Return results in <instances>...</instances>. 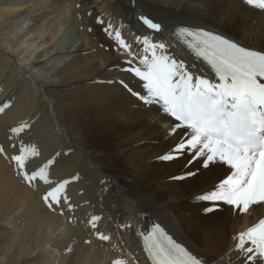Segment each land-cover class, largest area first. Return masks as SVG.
Returning <instances> with one entry per match:
<instances>
[{
    "label": "bare ground",
    "instance_id": "1",
    "mask_svg": "<svg viewBox=\"0 0 264 264\" xmlns=\"http://www.w3.org/2000/svg\"><path fill=\"white\" fill-rule=\"evenodd\" d=\"M77 4L86 15L83 33L71 36L73 43L61 49L57 44ZM203 4L204 0H0V103L11 99L12 104L6 115L0 114V144L14 154L8 128L27 121L33 127L14 140L41 151L29 169L59 152L52 179L79 176L67 189L77 205L75 212L65 210L60 216L40 199L46 186L41 183L40 191L29 187L14 165L0 156V264H113L117 259L151 264L139 233L154 223L211 264H229L226 254L233 236L264 218V207L237 214L223 206L206 214L197 195L218 182L222 170L194 164L192 171L200 168L195 176L173 179L188 169L183 160L156 159L170 143L164 124L138 109L134 98L116 85L106 83L128 79L115 70L124 67L128 56L116 49L104 25L95 22L103 14L105 24H123V36L133 43L145 32L136 16L146 11L166 25L163 39L170 51L208 76L213 75L208 67L174 35L181 22L222 32L254 49L264 47V13L243 0ZM92 215L101 217L97 227L109 241L97 239L87 223ZM69 216L77 223L69 224ZM231 264L240 262L233 256Z\"/></svg>",
    "mask_w": 264,
    "mask_h": 264
},
{
    "label": "snow or ice",
    "instance_id": "2",
    "mask_svg": "<svg viewBox=\"0 0 264 264\" xmlns=\"http://www.w3.org/2000/svg\"><path fill=\"white\" fill-rule=\"evenodd\" d=\"M243 2L264 13V0ZM209 3L211 0H204L202 7ZM87 14L90 16L92 12ZM136 19L145 32L136 35L133 43L123 36V24L117 27L111 20L105 24L103 14L95 22L104 25L102 30L113 40L116 49H122L128 56L122 62L124 67L115 68L126 73L128 79H112L106 83L116 85L123 94L134 98L138 109L164 124V135L170 143L156 159L183 160V167L188 170L173 177L177 180L195 176L200 168L192 171L190 166L194 164L203 169L222 170L218 182L197 195L206 214L223 206L237 214L248 213L253 206L264 207V47L254 49L222 32L181 22L174 35L208 67L213 74L208 76L196 72L195 64L187 65L170 51L171 45L163 39L168 29L162 20L146 11L138 12ZM11 107V99L0 103V114L6 115ZM32 127L27 121L10 126L8 139L13 141L10 147L15 152L9 154L0 144V156L14 165L16 175L29 187L40 191L41 183L46 186L40 199L48 211L60 216L66 214L65 210L74 213L77 205L71 202L67 189L79 176L59 180L51 176L52 166L61 153L30 170V161L40 157L41 151L36 145H26L22 139L18 144L14 140ZM100 219L92 215L87 223L98 240L109 241L110 236L98 230ZM68 223L77 222L69 216ZM139 234L151 264H211L204 254L177 242L160 223ZM232 239V249L226 254L229 264L233 256L240 264H264V218ZM113 264L126 262L117 259Z\"/></svg>",
    "mask_w": 264,
    "mask_h": 264
},
{
    "label": "rangeland",
    "instance_id": "3",
    "mask_svg": "<svg viewBox=\"0 0 264 264\" xmlns=\"http://www.w3.org/2000/svg\"><path fill=\"white\" fill-rule=\"evenodd\" d=\"M75 9L76 10L71 13L72 15L70 14V18L68 19V24H67L68 29L65 31V34L63 36H61V38L57 44L60 46L61 49H64L73 43L74 38H70L71 36H74L77 33H80V34L83 33L84 25H85L84 24V22H85L84 16L86 17V15L82 11L83 8L75 7ZM114 253L115 252H113V254ZM113 254H112V257H114Z\"/></svg>",
    "mask_w": 264,
    "mask_h": 264
}]
</instances>
